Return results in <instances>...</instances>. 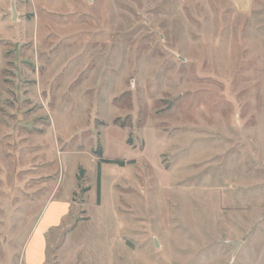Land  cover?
<instances>
[{
    "label": "rangeland",
    "instance_id": "obj_1",
    "mask_svg": "<svg viewBox=\"0 0 264 264\" xmlns=\"http://www.w3.org/2000/svg\"><path fill=\"white\" fill-rule=\"evenodd\" d=\"M15 2L0 264H264V0Z\"/></svg>",
    "mask_w": 264,
    "mask_h": 264
},
{
    "label": "crops",
    "instance_id": "obj_2",
    "mask_svg": "<svg viewBox=\"0 0 264 264\" xmlns=\"http://www.w3.org/2000/svg\"><path fill=\"white\" fill-rule=\"evenodd\" d=\"M11 11V0H0V41L4 39L5 25L6 30L9 28L5 19L6 10ZM68 198L64 201H49L45 206L42 216H40L37 225L31 233V238L24 247V263L25 264H45L46 251L48 248V235L58 225H61L62 219L66 217V212L69 207L67 203Z\"/></svg>",
    "mask_w": 264,
    "mask_h": 264
},
{
    "label": "water",
    "instance_id": "obj_3",
    "mask_svg": "<svg viewBox=\"0 0 264 264\" xmlns=\"http://www.w3.org/2000/svg\"><path fill=\"white\" fill-rule=\"evenodd\" d=\"M11 13H12V19L15 21L17 19V7L15 0H11Z\"/></svg>",
    "mask_w": 264,
    "mask_h": 264
},
{
    "label": "trees",
    "instance_id": "obj_4",
    "mask_svg": "<svg viewBox=\"0 0 264 264\" xmlns=\"http://www.w3.org/2000/svg\"><path fill=\"white\" fill-rule=\"evenodd\" d=\"M98 198H100V183H98Z\"/></svg>",
    "mask_w": 264,
    "mask_h": 264
}]
</instances>
